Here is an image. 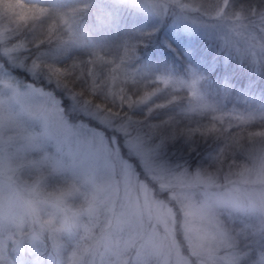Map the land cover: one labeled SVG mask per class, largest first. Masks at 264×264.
<instances>
[{"label": "snow or ice", "instance_id": "6c2138e0", "mask_svg": "<svg viewBox=\"0 0 264 264\" xmlns=\"http://www.w3.org/2000/svg\"><path fill=\"white\" fill-rule=\"evenodd\" d=\"M121 6L171 12L215 49L184 51L181 72L78 35L94 7L108 36ZM74 47L88 58L62 63ZM0 56L51 86L0 76V264H264V0H0ZM177 141L211 146L169 163Z\"/></svg>", "mask_w": 264, "mask_h": 264}, {"label": "trees", "instance_id": "16d2710c", "mask_svg": "<svg viewBox=\"0 0 264 264\" xmlns=\"http://www.w3.org/2000/svg\"><path fill=\"white\" fill-rule=\"evenodd\" d=\"M27 2L48 8L50 11H56L66 7L69 3H79L80 0H27ZM91 2L93 5H97V0H91ZM235 2L239 3L240 0H235ZM94 11L95 9L93 7L89 11L81 13L78 20V35L83 39L91 38L93 42L111 50H115L124 43L135 44L137 58L134 61V65L136 67L143 66L155 55L159 59L153 60V64L166 63L182 72L185 61V57L183 56L184 51L198 49L203 54L211 56L215 49L212 43H208L205 40H198L189 45L177 43L166 31V27L170 23L169 18H167L163 22L162 27L158 29L156 20H152V18L131 8H125L124 10L121 8L119 27L113 30L108 36L101 37L91 31V26L95 20V16L91 15V13ZM165 32L169 36L166 35ZM49 47H55V45L53 44ZM65 56L66 58H64ZM65 56L62 58L61 62L71 63L73 60L87 59L88 53L84 48L74 47ZM1 66L4 70H7L16 81L25 79V81L37 87H43L45 89L50 87V84L47 85L43 80L38 81L37 79H33L30 74L20 70V68L18 69V67L10 69V67L5 64H1ZM212 79H215V75L212 76ZM255 130L259 131V129ZM210 146L211 141L201 142L196 152H189L182 149L181 142L177 141L169 144L164 154V159L168 160L170 163L187 161L191 166L195 167L200 163L201 159L207 155Z\"/></svg>", "mask_w": 264, "mask_h": 264}, {"label": "rangeland", "instance_id": "374dc122", "mask_svg": "<svg viewBox=\"0 0 264 264\" xmlns=\"http://www.w3.org/2000/svg\"><path fill=\"white\" fill-rule=\"evenodd\" d=\"M108 3H111V0H97V5H103V4H108ZM121 8H122V10L125 9L123 6H121ZM136 11L141 12L144 15L152 18V20L153 19L156 20V23L158 24V26H157L158 29H160V27H162V25H163V22L167 18H169L170 19V23L166 27V31L168 32V34L171 37L174 38V40L177 43L184 44V45L185 44L189 45L190 43H192V42L194 43V42H196L198 40H205L208 43L210 42V43H212V45L215 46V41L213 40V38L205 30L196 28L195 26L189 24L188 22L181 20L177 15H175V14H173L171 12L168 15L164 16V17H155V16H152L150 14L144 13V12L139 11V10H136ZM168 34L166 33V35H168ZM64 58H66V56ZM1 64H3V65L5 64V65L9 66L10 69H14L15 67H18V69L20 68V70L26 71L28 74H30L26 69H23V68H21L19 66L10 64L6 59H4L2 56H0V76L11 77L9 72L7 70H4V68H2ZM30 76L33 79H37L34 76H32L31 74H30ZM11 78L13 79V77H11ZM37 80L38 81H40V80L42 81V79H37ZM43 81H45V80H43ZM17 82H19L22 85L31 84L30 82L25 81V79H23L22 81L21 80L17 81ZM45 83L47 85L49 84L46 81H45ZM45 90H51V86L48 89H45ZM57 98L68 103V105H69V107L67 109L68 115H70L73 118L74 121H79L80 117H81V114H80V112L78 110H75V109H73L71 107V102L67 100L66 94H60L59 92H57Z\"/></svg>", "mask_w": 264, "mask_h": 264}]
</instances>
